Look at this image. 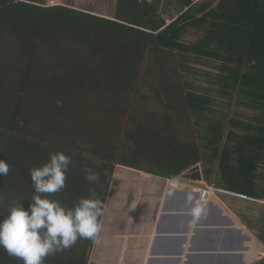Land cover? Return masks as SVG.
Instances as JSON below:
<instances>
[{"label": "trees", "instance_id": "16d2710c", "mask_svg": "<svg viewBox=\"0 0 264 264\" xmlns=\"http://www.w3.org/2000/svg\"><path fill=\"white\" fill-rule=\"evenodd\" d=\"M215 1L192 5L168 26L142 1L150 12L132 20L138 28L38 0H0V159L17 177L9 184L0 176V219L19 199L27 207L33 195L29 170L59 151L72 163L66 187L50 198L65 207L91 195L104 209L116 164L170 178L191 166L197 171L189 177L199 184L264 198V0H219L213 7ZM190 26L205 31L187 43L183 36ZM166 51L220 64L214 87L204 88L167 77L165 64L158 68L156 92L184 88L197 137L180 142L167 131L151 137L145 125L139 131L124 126L116 141L106 137V121L94 120V113L111 117L120 128L116 118L133 107L146 60L160 61ZM62 52L65 61L58 60ZM181 70L191 67L182 63ZM125 136L139 152H146L141 145L151 137V145L162 150L156 169L120 159ZM90 176L97 179L90 182ZM95 242L78 239L44 264H89ZM18 260L0 262L22 264Z\"/></svg>", "mask_w": 264, "mask_h": 264}, {"label": "crops", "instance_id": "0c3cea01", "mask_svg": "<svg viewBox=\"0 0 264 264\" xmlns=\"http://www.w3.org/2000/svg\"><path fill=\"white\" fill-rule=\"evenodd\" d=\"M56 1L123 26L141 28L132 20L138 21L141 11L144 16L149 14L142 1L149 4L156 21H164L166 26L206 0ZM112 177L102 231L89 264H258L264 260V232L252 227L247 208L253 204L246 199L224 190L213 191L205 197L207 215L194 223L187 194L202 196L198 182L182 181L175 194L168 195L170 177L122 165ZM255 201L260 204L264 198ZM263 212L255 218L264 221Z\"/></svg>", "mask_w": 264, "mask_h": 264}, {"label": "clouds", "instance_id": "9594fccd", "mask_svg": "<svg viewBox=\"0 0 264 264\" xmlns=\"http://www.w3.org/2000/svg\"><path fill=\"white\" fill-rule=\"evenodd\" d=\"M71 163V157L62 151L50 153L44 164L29 170L33 195L27 207L25 200L19 199L0 219V248L22 264H44L46 257L70 248L78 239L95 242L102 231L103 204L99 199L89 195L79 198L72 207H65L50 198L66 187ZM9 171L8 162L0 159V176H7ZM88 179L94 182L97 178ZM181 182L179 177L171 178L168 195H174ZM187 202L194 223L207 215L205 197L188 193Z\"/></svg>", "mask_w": 264, "mask_h": 264}, {"label": "rangeland", "instance_id": "374dc122", "mask_svg": "<svg viewBox=\"0 0 264 264\" xmlns=\"http://www.w3.org/2000/svg\"><path fill=\"white\" fill-rule=\"evenodd\" d=\"M38 2L39 4H43L45 6L53 5L51 4V0H38ZM216 3L217 1H215L214 5ZM54 4L58 5V2L54 1ZM204 31L205 28H195L190 26L185 30L183 39L187 43L193 42L199 36L203 35ZM60 56L61 57L58 58L59 61H65V59H68L64 57L63 52L60 54ZM154 57L153 59H147L144 64V70L142 68L143 73L140 78V93L137 97H135V102L130 104L133 105V107H131L130 110H127L125 116H120L125 112V110L123 109L120 112V115H118V118H116V120H118L117 123H119L120 128H117L118 126H115L113 122H111V117L110 119L108 117H105L104 114L100 111L94 113V120H98L100 122L106 121V123H104V125L102 126V128L104 129L103 134H105L106 137L110 138L111 140L116 141L118 138L120 139V137L123 136V128L127 125H130L129 127H132V129L136 131H139L140 128L145 125V128L143 130L144 132L148 130L151 137H155L156 135L162 137L167 131V133H165L166 135L168 134L171 137L176 138V140L180 142H185L186 140L190 141L191 139H195L197 137V131L194 128L193 119L191 118L190 112H188L189 110L185 105L186 103L183 101L184 88L180 87L178 91L173 88L168 91L167 94H159L158 92H156L157 86L156 84H154V81L155 78L157 79L158 77V68L162 64H165L167 77H172V79L176 80L177 82H179V80H187L193 83L195 87L200 86L204 88L212 85L211 81L215 78L217 73H219L220 64L216 61L207 60L205 58L197 57L187 53H180L178 51H166L164 55L160 57L162 58V60L165 59V61H158V59ZM182 63L189 65L191 67V70L188 72H183L181 70ZM50 68H53L52 65H50ZM51 71H53V69H51ZM212 87L214 86L212 85ZM178 94L182 96L181 99L178 98ZM7 102H9V100H7ZM83 105H85V103H83ZM40 109H42V106H40ZM129 117H132L131 120L129 119ZM130 122L131 124H129ZM112 126H115L116 128H113ZM154 132H156L155 135ZM135 137L137 138V134L135 135ZM150 138L146 139L141 145L142 150L146 152H139L136 150L135 143L133 141H129V138L126 136L123 137V143H121L119 148L121 150L120 159L141 168L156 169L157 164L161 163L162 161V150L160 151V147L156 145L152 146V143L149 141ZM164 140L165 139H163V141ZM120 165L122 164L115 165V170L112 176H114L115 174L116 167ZM195 165L196 164L192 165V167ZM118 169L120 172L121 167ZM195 169L196 168H191L190 166V168L185 170L186 172H183L184 175L179 176L181 181H191L192 179L189 176L193 172L197 171ZM16 178V171L15 169H12L9 171V176H6V182L10 184L15 181ZM7 183H5L4 185H7ZM211 184L212 183H208L210 187H215ZM181 185L182 184H180L179 186ZM108 195L109 194H107L106 196V200H108ZM247 201L253 204V207L247 208V212L251 213L249 219L251 220L252 227H255L256 231L261 234V232H264V221L260 219L262 217L255 218V216L257 217L259 213H262L264 211V207H262L264 206V201L260 204L255 200ZM254 211H258V213L255 214ZM4 253L0 252V261L4 260L7 257H10L7 252ZM0 264H2V262H0Z\"/></svg>", "mask_w": 264, "mask_h": 264}, {"label": "built area", "instance_id": "2783aa9c", "mask_svg": "<svg viewBox=\"0 0 264 264\" xmlns=\"http://www.w3.org/2000/svg\"><path fill=\"white\" fill-rule=\"evenodd\" d=\"M54 1H56V0H51V4L55 5L54 4ZM197 189L199 190V192L201 193V195L203 197H206L207 195H210L213 191H216V190L228 191V190L221 189V188H218V187H212V186L210 187L208 184H197ZM228 192H230L232 194H235V195L239 196L242 199H246V200H256V198H252V197H250L248 195H244V194H240V193H235V192H231V191H228Z\"/></svg>", "mask_w": 264, "mask_h": 264}, {"label": "water", "instance_id": "95a60500", "mask_svg": "<svg viewBox=\"0 0 264 264\" xmlns=\"http://www.w3.org/2000/svg\"><path fill=\"white\" fill-rule=\"evenodd\" d=\"M166 26H168V25H166ZM136 169V168H135ZM142 171H144V170H142ZM146 172V171H145ZM150 174H152V173H150ZM152 175H155V174H152ZM158 176V175H157Z\"/></svg>", "mask_w": 264, "mask_h": 264}, {"label": "flooded vegetation", "instance_id": "af4514ba", "mask_svg": "<svg viewBox=\"0 0 264 264\" xmlns=\"http://www.w3.org/2000/svg\"><path fill=\"white\" fill-rule=\"evenodd\" d=\"M168 123V122H167Z\"/></svg>", "mask_w": 264, "mask_h": 264}]
</instances>
